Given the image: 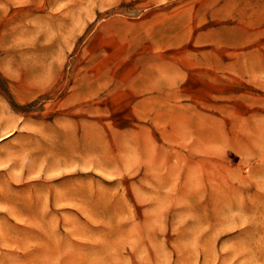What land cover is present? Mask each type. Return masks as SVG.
<instances>
[{
	"label": "rangeland",
	"instance_id": "374dc122",
	"mask_svg": "<svg viewBox=\"0 0 264 264\" xmlns=\"http://www.w3.org/2000/svg\"><path fill=\"white\" fill-rule=\"evenodd\" d=\"M0 264H264V0H0Z\"/></svg>",
	"mask_w": 264,
	"mask_h": 264
},
{
	"label": "bare ground",
	"instance_id": "6f19581e",
	"mask_svg": "<svg viewBox=\"0 0 264 264\" xmlns=\"http://www.w3.org/2000/svg\"><path fill=\"white\" fill-rule=\"evenodd\" d=\"M1 135V134H0ZM1 137V136H0Z\"/></svg>",
	"mask_w": 264,
	"mask_h": 264
}]
</instances>
